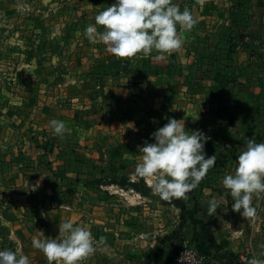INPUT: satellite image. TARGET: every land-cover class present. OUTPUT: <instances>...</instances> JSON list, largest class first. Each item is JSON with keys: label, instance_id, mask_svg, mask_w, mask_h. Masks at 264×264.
Listing matches in <instances>:
<instances>
[{"label": "crops", "instance_id": "obj_1", "mask_svg": "<svg viewBox=\"0 0 264 264\" xmlns=\"http://www.w3.org/2000/svg\"><path fill=\"white\" fill-rule=\"evenodd\" d=\"M63 1L82 18L89 15V24L115 2L88 0L82 6L80 0ZM217 2L218 15L185 7L197 23L182 33L183 47L163 59L156 51L131 58L111 55L105 72L99 66L74 71L75 82H88L78 88H86L90 102L104 109L99 117H88L95 121H89L93 127L80 137L86 149L73 155L79 177L51 183L44 181L43 167L29 168L35 175L2 197L10 198L8 217L0 216L10 240L6 249H19L30 264H49L32 240L56 238L59 225L71 220L89 230L96 242L97 251L83 264H168L182 247L206 256L208 264L264 259V193L254 194L256 215L248 218L232 211L230 197L220 198L222 180L234 173L246 138L264 141V119L257 116L264 106L258 103V94L264 93V0H246L239 8L230 0ZM231 21L238 31L249 26L247 32L228 37ZM93 58L94 65L100 62L98 55ZM171 118L182 120L187 131H203L209 137L205 152L216 155V163L188 199L165 202L148 179L136 176L135 167L142 156L138 148L154 142L151 134ZM237 122L241 135L231 136L228 128ZM121 180L138 185L142 193L119 186ZM212 199L218 208L207 215Z\"/></svg>", "mask_w": 264, "mask_h": 264}, {"label": "rangeland", "instance_id": "obj_2", "mask_svg": "<svg viewBox=\"0 0 264 264\" xmlns=\"http://www.w3.org/2000/svg\"><path fill=\"white\" fill-rule=\"evenodd\" d=\"M80 1L83 6L88 0ZM230 1L236 8L246 3V0ZM174 2L180 8L189 6L199 12L203 10V15L207 13L205 16L213 13L218 15L219 11L217 0ZM58 5L62 7L58 9ZM87 16H84L85 19ZM85 19L73 13L63 0H0L2 217H8L10 203V198L2 197L10 196L9 188L35 175L29 174V168L43 167V179L51 183H69L79 177V164L73 155L77 150L86 149L80 137H84L93 127L89 121H95L88 120V117L96 114L99 117L104 109L90 102L86 88H78H84L83 85L88 82H75L77 76L73 73L97 66L98 71L105 72L109 67L107 60L111 56L102 43L93 44L85 37L84 30L91 25L85 23ZM215 20H218L217 17ZM236 21L245 22L246 18H236ZM248 27L243 26L238 31L232 22L227 36L235 34L239 38L247 32ZM95 55H98L100 62L94 65ZM258 103H264V93L258 94ZM257 116L258 119H264V106L262 110L259 108ZM53 119L66 124L69 131L62 137L54 134L49 123ZM44 139L47 143H44ZM45 151H50V154H44ZM102 159L100 163L105 166ZM81 161H85V158ZM140 182L143 183L142 180ZM7 235L0 222V250L9 246Z\"/></svg>", "mask_w": 264, "mask_h": 264}, {"label": "clouds", "instance_id": "obj_3", "mask_svg": "<svg viewBox=\"0 0 264 264\" xmlns=\"http://www.w3.org/2000/svg\"><path fill=\"white\" fill-rule=\"evenodd\" d=\"M196 23L191 11H181L174 0H115L95 16V23L85 28L84 35L93 44L102 43L116 58L150 56L156 51L157 58L163 59L183 47L182 33ZM49 123L57 136L69 131L63 121L53 119ZM228 133L241 135L238 122L228 128ZM150 139L154 142L145 141L138 148L142 156L135 167L136 176L148 179L153 193L162 201L188 199L215 166L216 155L207 156L205 152L209 137L201 130L187 131L182 120L171 118ZM222 185L225 192L220 198H231L233 212L243 218L256 215L253 196L264 193V142L246 138L234 173L225 175ZM217 208V200L212 199L206 214L212 215ZM58 229L56 238L38 231L45 238L32 240V247L42 252L49 264H83L97 251L94 237L86 228L68 220ZM0 264H30V259L19 249H5L0 250ZM249 264H264V259L253 257Z\"/></svg>", "mask_w": 264, "mask_h": 264}, {"label": "built area", "instance_id": "obj_4", "mask_svg": "<svg viewBox=\"0 0 264 264\" xmlns=\"http://www.w3.org/2000/svg\"><path fill=\"white\" fill-rule=\"evenodd\" d=\"M241 262H245L241 259ZM168 264H208L207 257L190 247L177 248L170 255Z\"/></svg>", "mask_w": 264, "mask_h": 264}, {"label": "trees", "instance_id": "obj_5", "mask_svg": "<svg viewBox=\"0 0 264 264\" xmlns=\"http://www.w3.org/2000/svg\"><path fill=\"white\" fill-rule=\"evenodd\" d=\"M142 184V182H140ZM119 186L121 187H131L139 192L142 193L141 189L138 187V185L136 184H131V183H128L126 180H121L119 183H118ZM144 194V193H143Z\"/></svg>", "mask_w": 264, "mask_h": 264}]
</instances>
